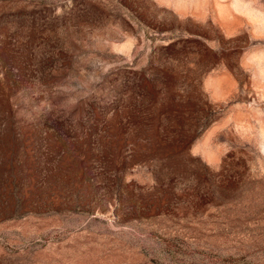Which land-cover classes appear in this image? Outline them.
Instances as JSON below:
<instances>
[{"label": "rangeland", "instance_id": "obj_1", "mask_svg": "<svg viewBox=\"0 0 264 264\" xmlns=\"http://www.w3.org/2000/svg\"><path fill=\"white\" fill-rule=\"evenodd\" d=\"M0 264H264V0H0Z\"/></svg>", "mask_w": 264, "mask_h": 264}, {"label": "crops", "instance_id": "obj_2", "mask_svg": "<svg viewBox=\"0 0 264 264\" xmlns=\"http://www.w3.org/2000/svg\"><path fill=\"white\" fill-rule=\"evenodd\" d=\"M232 11V13H228V11ZM194 19L196 22H199L201 24H207L209 27L212 25L216 27V29L219 31V40L218 37H206L207 46L215 51L216 53L224 52V46L222 44V39H225V37H228L227 40L232 39L235 37L236 34L240 32V27L238 21L234 20V13L233 9L230 6H216L215 4L212 5L211 8L207 10V12H201L198 14H193ZM238 46H235V48L232 46L231 50H237ZM223 77L221 79L223 80ZM213 79H210L207 82V86H210L213 83Z\"/></svg>", "mask_w": 264, "mask_h": 264}]
</instances>
